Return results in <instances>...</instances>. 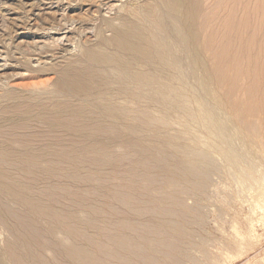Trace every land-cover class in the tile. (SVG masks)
<instances>
[{"label": "bare ground", "instance_id": "obj_1", "mask_svg": "<svg viewBox=\"0 0 264 264\" xmlns=\"http://www.w3.org/2000/svg\"><path fill=\"white\" fill-rule=\"evenodd\" d=\"M118 1L98 2L108 8ZM60 2L63 0H57V4ZM238 4L237 0H128L109 17L87 15L81 20L68 19L67 11L72 9L68 4L59 6L56 16L48 14L44 19L33 14L36 4L27 5L30 16L35 17L33 22L42 26L37 28L40 38L54 40L74 23L77 35L76 41L72 39L75 45L70 43L63 50H57L55 45L33 47V43L19 44L20 41L10 49L17 58L21 57L16 64H0V226L16 235L15 242L4 244L12 261L54 264L43 259L45 245L39 242V236L51 237L62 222L59 212L43 202L41 195H52L66 187L55 186L35 194L25 190L34 181L36 170L62 166L61 162L42 163L48 157L64 161L66 157L79 156L71 165L76 176L70 174L63 180L87 185L84 193H78L87 198L88 191L105 180L95 183L96 176L80 175V164L100 171L103 155L115 154L119 148L122 154L118 157L127 156L120 182L108 191L119 205L117 209L108 208L118 221L105 219L88 225L76 213H69L75 243L70 248L56 243V259L67 258L71 264H137L136 258L150 253L154 237L173 228L168 218L157 216L142 219L140 226L128 221V199H124L128 187L143 180L154 182L136 180L137 165L153 161L164 167L172 183L180 181L167 168L168 163L150 151L141 138L142 130L130 123H148L152 117L144 109L151 107L186 113L183 106L187 99L181 92L189 91L195 76L223 70L230 58L248 54L251 45L258 44L259 35L264 42V13L257 32L252 30V22L239 21V17L251 19V15ZM20 26H5V34L13 33L17 40L22 39L15 30ZM93 28L95 40H90L87 32ZM235 41L241 42L240 49L230 48ZM209 57L216 60L213 69L207 66ZM7 69L13 73L8 75ZM16 70L27 72L20 75L25 83H15ZM48 75L52 77L34 81ZM110 158L112 165L117 162L115 157ZM128 158L132 159L129 168ZM42 180L49 181L46 177ZM83 211L92 217L96 212L90 202Z\"/></svg>", "mask_w": 264, "mask_h": 264}, {"label": "rangeland", "instance_id": "obj_2", "mask_svg": "<svg viewBox=\"0 0 264 264\" xmlns=\"http://www.w3.org/2000/svg\"><path fill=\"white\" fill-rule=\"evenodd\" d=\"M98 1L63 0L57 4V0H0V64L15 65L21 57L17 58L18 55L10 49L22 42L34 44L33 47L55 45L57 50H63L70 43L72 47L75 45L76 23L68 31L56 35L54 40L49 37L42 39L37 31L42 26L38 27L40 22H33L35 17L30 16L28 11L31 9L27 5L36 4L38 7L33 14H40L44 19L48 14L56 16L57 8L68 4L72 8L67 11L68 19L81 20L87 15L109 17L128 2L119 0L107 8ZM237 2L239 8L244 6L245 14H250L252 19L241 16L239 21L252 22V30L257 31L264 13V0ZM17 23L21 28L15 30L22 35V39L18 40L13 33L9 36L5 34L8 26ZM87 33L90 40H95L94 28ZM257 41L258 44L251 45L248 54L230 58L223 70L195 76L189 91L181 92L187 99L183 106L186 113H174L168 107H151L144 109L152 117L148 123H130L142 130L141 138L147 142L152 153L168 163L167 168L175 175L174 178H180V181L172 183L163 171L164 167L153 161L135 167L136 180L153 179L154 182L143 180L128 187V195L124 198L128 199V205H125L128 207V221L140 226L142 219L157 216L168 218L173 225L165 234L154 237L150 253L136 258L137 264H264V42L260 35ZM239 47L240 41L230 44V48ZM30 63L37 66L32 60ZM215 65L216 60L209 57L208 68L213 69ZM16 71L15 83H25L20 75L27 72ZM5 72L9 75L13 70ZM48 77L52 75L34 81L47 80ZM128 107L134 108L135 105ZM116 151L100 158L104 165L100 171L80 164L83 170L80 175L88 173L96 176L95 183L105 180L95 184V189L88 191L87 198L78 194L84 193L87 185L63 180L70 174L76 176L71 165L79 160V156L66 157L64 161L55 157L42 160V163L61 162L62 166L53 167L50 171L36 170L34 181L25 190L35 194L55 186L66 187V190L55 191L52 195H41L43 202L59 212L58 218L62 222L61 228L51 237L39 236V242L45 245L43 259L47 262L71 264L67 258H55L56 243H62L66 248L75 243L70 231V227L74 228L73 223L67 217L69 213H76L88 225L99 224L105 219L111 223L118 221L108 210L109 207H119L116 198L108 191L120 182L127 156L118 157L122 150L117 148ZM110 157L117 159L116 166V163H110ZM129 160L132 159L128 158V168ZM45 177L48 182H43ZM86 200L93 204L96 211L94 217L83 211ZM137 211L140 215H136ZM14 238L16 235L12 236L0 226L3 264H16L4 245L8 241L15 242Z\"/></svg>", "mask_w": 264, "mask_h": 264}]
</instances>
